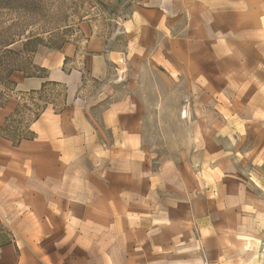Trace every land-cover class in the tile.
<instances>
[{
    "label": "crops",
    "instance_id": "1",
    "mask_svg": "<svg viewBox=\"0 0 264 264\" xmlns=\"http://www.w3.org/2000/svg\"><path fill=\"white\" fill-rule=\"evenodd\" d=\"M117 33L9 74L65 93L17 134L0 107V264H264V0H136ZM174 98L193 149L157 157L144 119Z\"/></svg>",
    "mask_w": 264,
    "mask_h": 264
},
{
    "label": "rangeland",
    "instance_id": "2",
    "mask_svg": "<svg viewBox=\"0 0 264 264\" xmlns=\"http://www.w3.org/2000/svg\"><path fill=\"white\" fill-rule=\"evenodd\" d=\"M136 0H0V107L10 101L14 114L6 128V133L17 134L28 121H31L44 105H59L64 99L65 86L48 83L42 91L27 95H14L13 82L9 74L14 69H23L33 74V57L37 51L49 47L59 48L73 44L81 48L87 38L95 33L119 38L117 33L121 21L130 13ZM118 40V39H117ZM116 41V40H115ZM129 89V88H127ZM126 88L115 89L112 94L127 96ZM179 89V84L169 90ZM102 90L98 81H91L82 95L94 99ZM151 86L145 84L136 90L138 95L152 97ZM10 97V98H9ZM155 108H160L161 116L153 117V110L147 112L144 119V140L150 145L149 152L159 157H177L184 151H192L193 130L187 124L191 116L184 111L177 115L180 100H163ZM152 106V103L147 101ZM60 106V105H59ZM58 106V107H59ZM57 107V108H58ZM151 108V109H152ZM149 110V108H147ZM185 118V124L182 118ZM173 132H168V130ZM246 148V145H244ZM241 150H244L241 147ZM198 167V162H194ZM263 233L261 244L264 245V222L258 229Z\"/></svg>",
    "mask_w": 264,
    "mask_h": 264
}]
</instances>
